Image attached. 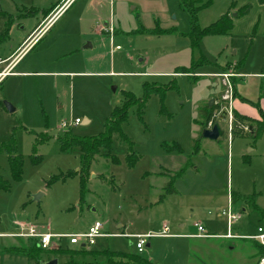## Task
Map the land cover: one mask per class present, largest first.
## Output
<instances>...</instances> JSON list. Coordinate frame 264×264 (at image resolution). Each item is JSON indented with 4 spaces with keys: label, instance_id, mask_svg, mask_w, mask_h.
Instances as JSON below:
<instances>
[{
    "label": "rangeland",
    "instance_id": "rangeland-1",
    "mask_svg": "<svg viewBox=\"0 0 264 264\" xmlns=\"http://www.w3.org/2000/svg\"><path fill=\"white\" fill-rule=\"evenodd\" d=\"M64 1L0 0V11L14 17L10 35L0 40V72L10 68L23 51L12 52ZM186 2L190 8L182 0H74L0 80V101L15 108L12 113L0 109V144L15 132L23 158L22 177L14 180L8 156L0 154V178L9 185L0 188V264H28L22 255L6 251L36 245L13 236L20 223L43 232L50 223L53 233L69 234L85 232L95 222L105 236L94 245L63 240L61 251L50 250L42 260L106 264L105 255L92 253L110 251L139 254L151 264L255 263L256 240L183 235L196 234L195 223L226 233L222 213L232 195L238 198L234 212L242 214L232 232L256 235L264 228V132L234 134L217 118L226 133L213 141L203 137L200 122L201 110L211 101L225 111L229 101L224 96L234 93L260 113L264 79L253 74L264 67V4ZM247 4L251 10L242 15ZM45 10L52 11L48 18ZM226 13L233 18L227 34L191 40L194 27H208ZM226 72L241 74L227 78L225 85ZM148 85L162 88L147 94ZM130 94L141 102L129 99ZM120 108L127 111L121 124L127 139L112 136L117 163L104 150L96 156L85 203L80 204L78 175L48 186L54 176L80 167L79 148L61 151L59 137L66 132L98 136ZM77 118L81 123L73 125ZM175 144L181 153L166 150ZM183 168L185 173L174 180L176 193L168 194L171 177ZM243 197L254 204H245ZM141 235L148 236L150 247L138 253Z\"/></svg>",
    "mask_w": 264,
    "mask_h": 264
},
{
    "label": "trees",
    "instance_id": "trees-1",
    "mask_svg": "<svg viewBox=\"0 0 264 264\" xmlns=\"http://www.w3.org/2000/svg\"><path fill=\"white\" fill-rule=\"evenodd\" d=\"M259 4H264V0H257ZM182 3L186 6V8H190V5L186 2V0H182ZM251 10V5L247 4L246 6H243L241 8L240 13L242 15L249 13ZM240 15V14H238ZM14 24V17L11 16V14H8L6 12L0 11V40L2 41L3 36H9L11 27ZM233 28V18L231 14L226 13L222 15L217 22L214 24L205 27L203 29H198L194 27L191 31L190 37L192 41L199 40L204 35H220V34H227L231 29ZM264 73V67L262 69ZM183 72V71H181ZM186 73V72H183ZM162 86H147V94L153 93V92H159ZM235 95V93H234ZM129 99L132 101H140L141 99H137L134 95H129ZM146 101V98L144 99L143 103L140 105V108L144 105ZM224 106L222 104H213V105H207L205 108L201 110V116L203 118V121L201 122L202 131L208 127V124L211 120H213L216 116V114L221 111V109ZM0 109H5L4 104L2 101H0ZM261 110V108H260ZM234 113V119L232 122V128L231 131L234 134L239 135H245L249 134L252 135L249 131V127L252 125H258L259 129L256 135H259L261 132H264V114L262 115V120H254L252 118L246 117L237 111H233ZM127 117V111L125 108H120L117 110L116 114L108 120L106 124V129L104 132L99 134L98 136L93 137H87V136H81L76 137L75 135L66 132L63 137H59L58 141L60 144L61 151H69L75 147H78L80 150V167L79 170L76 172L67 173L65 176H54L49 182L48 186L53 184L55 181L62 179L66 180L67 177L78 175L79 177V183H80V204L85 203V194L87 193V182L90 176V168L95 160L96 156H99L101 154V151L104 150L105 154L104 156L107 158H110L111 162L117 163L118 158L111 154L112 150V136L114 133L120 134V136L123 139H127L125 134H123L121 129V124ZM220 119V118H219ZM222 121V119H220ZM226 133V131H225ZM225 135V134H224ZM224 137V136H223ZM167 151H176L178 153H181V149L179 145L175 144L171 149H166ZM33 151H36V148H33ZM0 154H5L8 156L9 165H10V172L12 175V178L14 180H20L23 173V158L21 155L17 154V139L15 132H12L10 135V138L8 141L3 142L0 144ZM39 156L35 159V162H39ZM129 160V159H127ZM135 160V159H134ZM132 160V161H134ZM131 164V163H130ZM185 173V168L181 169L176 175L171 177L170 182L167 184L166 192L168 194H174L176 193L175 188L173 187L174 180L177 177L182 176ZM105 180H107L105 178ZM108 181V180H107ZM0 188L1 189H8L9 185L7 181H4L2 178H0ZM164 197V196H162ZM237 196L232 195V201L235 202L237 200ZM244 203L247 205H250L251 203L254 204V199L249 197H243L242 198ZM34 240V239H30ZM35 244L32 247L28 248H17V247H9L6 248V251L9 253H16L20 254L23 257H25L28 261V264H41L43 262L41 255L44 253L49 252L50 250H44L40 247H38L37 240H35ZM256 247L259 248V255L261 256L264 253V246L261 244H257ZM62 249L53 250V251H61ZM86 253H92V251H87ZM94 256L98 255H105L107 258L106 264H151V262L139 254H127L123 252H110V251H104L99 253H92ZM72 264V263H70Z\"/></svg>",
    "mask_w": 264,
    "mask_h": 264
},
{
    "label": "built area",
    "instance_id": "built-area-1",
    "mask_svg": "<svg viewBox=\"0 0 264 264\" xmlns=\"http://www.w3.org/2000/svg\"><path fill=\"white\" fill-rule=\"evenodd\" d=\"M73 1L74 0H65L61 5H59L56 8V12L48 20L45 26H48L49 24H51L62 12H64L71 5ZM109 29L113 31V26L110 25ZM112 36H113V33L111 34V39H112ZM116 48H118V46H116ZM4 75H5V72L0 73V77H3ZM232 75L233 74L231 72H226L222 74V77L224 78L223 82L225 85H228V82L226 79L232 77ZM231 98L232 97L229 95L224 96V99L229 101L228 102L229 105L228 104L226 105L225 111L227 112L226 122L229 124L230 130L232 128V122L234 119L233 112L231 109ZM222 112H223V108L221 109V111H219L215 115L216 117L209 122L207 128H211L213 126V123L216 121V119L221 117ZM80 123H81V120L77 118L73 122V125H78ZM222 215L226 217V225H227L226 233L224 234L212 233L202 223H195L194 226L197 229V232L196 234H192L189 236L194 237V238L221 237V238H226V239H253V240L258 241L262 246H264V228L262 227H259L257 234L253 236H243L240 234H234L232 232L234 223H236L242 218V215L240 213L234 212L232 199L229 200L227 209L223 211ZM102 227L103 226L100 222H95L93 225H91L88 228L87 231L82 232V233L56 234V233L51 232L50 223L47 224L45 228V232L39 231L34 225L29 224L27 226L22 227L20 232L17 234H13V236L37 240L38 247L44 250L60 249L61 242L63 240L68 241L70 245H81L82 246V244H84L85 247L86 246L90 247L95 244L97 238L105 236V233L102 231ZM178 236H182V235H178ZM146 238H148V236H144V235L138 236V241L136 242V249L138 253H142L144 251V247L145 245H147L146 240H145ZM55 241H58L60 243H56ZM257 264H264V253L260 256Z\"/></svg>",
    "mask_w": 264,
    "mask_h": 264
},
{
    "label": "crops",
    "instance_id": "crops-1",
    "mask_svg": "<svg viewBox=\"0 0 264 264\" xmlns=\"http://www.w3.org/2000/svg\"><path fill=\"white\" fill-rule=\"evenodd\" d=\"M44 12H48V11H44ZM43 16V15H42ZM46 24V23H45ZM45 24L42 26V21L31 31V33L22 41V43L12 52V54H11V56L12 55H14L19 49V51L17 52V54L18 53H21L22 51V53L20 54V55H18V58L10 65V68L9 69H7V70H5V71H2V72H5V75L4 76H6L7 74H11V72H9L10 71V69L16 64V63H18L19 62V60L23 57V55L27 52V50L37 41V39L44 33V31L50 26V24L31 42L30 41V36L32 35V37H33V33L34 34H36L35 32H36V30H37V28L39 27V26H42V27H40L38 30L40 31L44 26H45ZM39 31H38V33H39ZM31 37V38H32ZM29 39V41L28 42H26L27 40ZM26 42V43H25ZM31 42V43H30ZM29 44V46L26 48V46ZM21 47V48H20ZM24 48V50H22L23 48ZM26 48V49H25ZM8 59V58H7ZM5 60V59H4ZM2 72H0V73H2ZM232 74H234V75H240L241 73H232ZM254 76L253 77H256V78H262V79H264V73H263V71L261 72V73H254L253 74ZM3 76V77H4ZM3 77H0V80L3 78ZM231 78V77H230ZM240 98V100L239 99H235V98ZM237 97H235V95H233V98H232V100H231V105H232V112L233 111H237L238 113H240V114H242V115H244V116H246V117H249V118H252V119H254V120H259V121H261L262 120V115H261V113H263L264 114V96L262 97V95H261V97H260V108H261V110H260V113H259V111L254 107L253 108V106L252 105H250V104H247V103H250V101H247L246 99H244V98H242V96H237ZM249 100V99H248ZM244 102H246V103H244ZM252 103V102H251ZM252 104H254V103H252ZM254 126H256L257 127V129L255 130V134H257V132H258V129H259V127H258V125H254ZM254 134V133H253ZM230 199H232V196L231 197H229L228 198V202H229V200ZM233 202V201H232ZM233 204H234V202H233ZM233 209H234V206H233ZM243 211H245V209L243 210ZM238 213H240V212H238ZM241 214V213H240ZM242 215V214H241ZM242 219V218H241ZM22 223H20V230H21V228L22 227H24V226H27V225H24V224H22ZM48 224V223H47ZM47 224H46V226H47ZM203 224V223H202ZM29 225V224H28ZM208 230H209V228H208V226H206L205 224H203ZM46 226H45V228H46ZM195 227V226H194ZM20 232V231H19ZM52 232V231H51ZM17 234V233H16ZM57 234V233H56ZM238 234H240V235H243V234H241V233H238ZM189 235H192V234H189ZM189 235H183V236H185V237H190V238H194V237H191V236H189ZM250 235V234H249ZM249 235H243V236H249ZM250 236H253V234H251ZM197 239V238H196ZM199 239H203V238H199ZM251 240H253V239H251ZM259 242H257V244H258ZM260 244V243H259ZM150 247V246H149ZM257 248V253L254 255V258H255V260H254V262L255 263H253V264H257V262H258V260H259V258H260V255H259V248L258 247H256Z\"/></svg>",
    "mask_w": 264,
    "mask_h": 264
},
{
    "label": "water",
    "instance_id": "water-1",
    "mask_svg": "<svg viewBox=\"0 0 264 264\" xmlns=\"http://www.w3.org/2000/svg\"><path fill=\"white\" fill-rule=\"evenodd\" d=\"M212 104H213V101L210 102V106H211ZM4 106H5V108H6L10 113H12V112L15 110V108H13V107L11 106V104L8 103V102H4ZM226 115H227V112H226V111H223V112H222V115H221V117H220V119H222V121H224V122L227 121V116H226ZM86 122H87V120H85L84 123H86ZM256 129H257V127L254 126V125H252V126L249 127V131H250L251 133H254V134H255V130H256ZM202 134H203V137L206 138V139L213 140V141H217V140H219L220 138H222V137L224 136L225 131H224V129L221 127V125H220V121H219V120H216V121L213 123V126H212L211 128H206V129H204L203 132H202ZM41 195H42V194L37 195L36 198L39 199ZM149 246H150V244L147 243L146 247H149ZM82 247H85V245L82 244ZM41 264H59V263H58V260L55 258V259H51V260H48V261H43V262H41Z\"/></svg>",
    "mask_w": 264,
    "mask_h": 264
},
{
    "label": "flooded vegetation",
    "instance_id": "flooded-vegetation-1",
    "mask_svg": "<svg viewBox=\"0 0 264 264\" xmlns=\"http://www.w3.org/2000/svg\"><path fill=\"white\" fill-rule=\"evenodd\" d=\"M51 10H52V9H51ZM51 10L47 13V15L45 16V18H48V16H49V15L51 14V12H52ZM55 12H56V11H55ZM55 12H53V13L50 15V18L54 15ZM43 24H44V23H42V25H43ZM40 27H41V26H39V27L37 28V30H38ZM37 30H36V31H37ZM33 35H34V34H33Z\"/></svg>",
    "mask_w": 264,
    "mask_h": 264
}]
</instances>
